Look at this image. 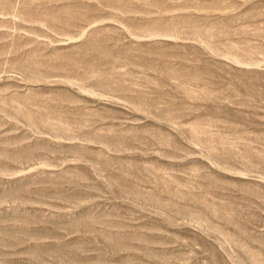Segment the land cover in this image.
Wrapping results in <instances>:
<instances>
[{"label":"rangeland","instance_id":"rangeland-1","mask_svg":"<svg viewBox=\"0 0 264 264\" xmlns=\"http://www.w3.org/2000/svg\"><path fill=\"white\" fill-rule=\"evenodd\" d=\"M0 264H264V0H0Z\"/></svg>","mask_w":264,"mask_h":264}]
</instances>
